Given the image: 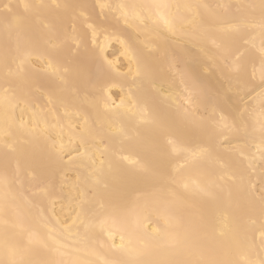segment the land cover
I'll use <instances>...</instances> for the list:
<instances>
[{
  "label": "snow or ice",
  "instance_id": "obj_1",
  "mask_svg": "<svg viewBox=\"0 0 264 264\" xmlns=\"http://www.w3.org/2000/svg\"><path fill=\"white\" fill-rule=\"evenodd\" d=\"M0 264H264V0H0Z\"/></svg>",
  "mask_w": 264,
  "mask_h": 264
},
{
  "label": "bare ground",
  "instance_id": "obj_2",
  "mask_svg": "<svg viewBox=\"0 0 264 264\" xmlns=\"http://www.w3.org/2000/svg\"><path fill=\"white\" fill-rule=\"evenodd\" d=\"M105 2H119V0H105ZM170 2H174V0H170ZM181 2H189V3H209V4H215L218 2H221V0H181ZM114 49H109V56L112 57V53L114 52ZM209 85L214 88L221 87V84L218 82V79L216 77H210L209 78ZM227 87L226 85L224 86ZM126 92V90H125ZM125 92H121L120 86L116 85L113 86L108 93L111 100L110 102H114L115 104H120L121 97L125 95ZM87 106V102H84ZM19 111H17V115L19 116ZM68 176L71 177L70 180H65L61 182L60 178H57L56 182V193H57V199H62L64 204L67 205L69 199L73 195L72 188H71V181L75 179L74 174L71 172H68ZM52 208L49 205L48 209L46 210V214H50L52 212ZM60 211V204L58 203L55 208V212L59 213ZM119 241V238L117 237V242Z\"/></svg>",
  "mask_w": 264,
  "mask_h": 264
}]
</instances>
